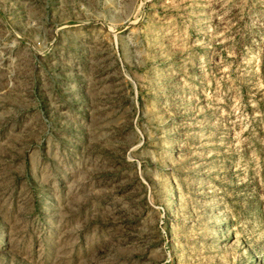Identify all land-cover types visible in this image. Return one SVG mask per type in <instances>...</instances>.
<instances>
[{
    "label": "rangeland",
    "instance_id": "374dc122",
    "mask_svg": "<svg viewBox=\"0 0 264 264\" xmlns=\"http://www.w3.org/2000/svg\"><path fill=\"white\" fill-rule=\"evenodd\" d=\"M0 264H264V0H0Z\"/></svg>",
    "mask_w": 264,
    "mask_h": 264
}]
</instances>
